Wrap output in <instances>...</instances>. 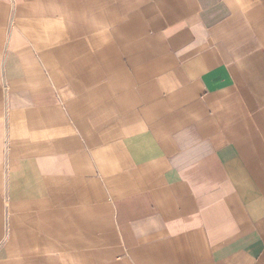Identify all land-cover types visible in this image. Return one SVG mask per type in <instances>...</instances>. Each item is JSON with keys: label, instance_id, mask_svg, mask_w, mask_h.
Wrapping results in <instances>:
<instances>
[{"label": "crops", "instance_id": "1", "mask_svg": "<svg viewBox=\"0 0 264 264\" xmlns=\"http://www.w3.org/2000/svg\"><path fill=\"white\" fill-rule=\"evenodd\" d=\"M0 264H264V0H0Z\"/></svg>", "mask_w": 264, "mask_h": 264}]
</instances>
